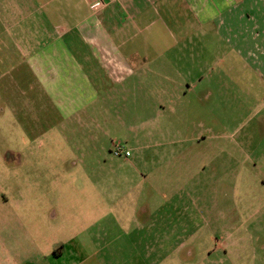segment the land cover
<instances>
[{
  "label": "rangeland",
  "instance_id": "374dc122",
  "mask_svg": "<svg viewBox=\"0 0 264 264\" xmlns=\"http://www.w3.org/2000/svg\"><path fill=\"white\" fill-rule=\"evenodd\" d=\"M13 9L11 0H0V237H25L23 225L30 224V212L41 208L51 215L52 240L70 238L82 229L89 232L95 222L108 217L115 222L111 233L119 234L116 243L130 234L152 242L138 248L149 264H264V184L251 182L250 165L244 174L236 170L232 132L242 126L247 114L243 105L249 104L236 100L234 89L241 87L234 82L243 72L236 75L228 69L229 57L212 64L208 72L190 68L185 61V70L168 71L185 85L201 82L178 106L171 125L161 119L181 138L206 130L189 139L194 151L167 164L150 160L148 151L140 158L137 151L130 163L112 153L117 142L108 133L127 134L130 126L158 127L155 108L161 103L148 101L151 112H146V121H138L134 111L126 109L135 103L120 102L117 86L89 106L97 108L89 119L81 94L74 91L67 97L59 86L44 85L43 70H36L31 54L28 68L23 51L28 21L19 14L11 20ZM203 88L212 94L200 101L196 95L205 93ZM154 134L148 131L144 141L134 136L142 144H158ZM170 135L157 134L168 146ZM219 143L226 150H219ZM246 146L243 152L249 159L248 142ZM167 153L170 156L172 150ZM134 206L146 213L147 227L159 225L161 237L151 238L149 229H132Z\"/></svg>",
  "mask_w": 264,
  "mask_h": 264
},
{
  "label": "crops",
  "instance_id": "0c3cea01",
  "mask_svg": "<svg viewBox=\"0 0 264 264\" xmlns=\"http://www.w3.org/2000/svg\"><path fill=\"white\" fill-rule=\"evenodd\" d=\"M97 2H102V6L92 8ZM11 3L14 7L9 15L11 20L19 14L28 21L23 51L29 69L30 54L35 57L33 63L42 66L36 64V70H43L44 85L59 86L57 90L67 97L77 91L83 96L85 107L99 100L100 94L115 92L118 86L119 101L135 103L126 109L134 111L138 121L144 118L143 122L148 117L146 112H151L148 101L161 103L155 108L159 111L155 114L160 119L158 127L130 126L125 130L127 134L113 130L108 133L113 142H128L126 146L132 155L120 158L130 163L137 151L138 157L143 158L148 151L150 160L163 164L177 162L176 159L188 157L191 149L194 151L195 143L189 139L207 134L206 130L181 138L168 131L161 119H168L170 124L178 106L184 105L190 91L196 92L201 82L185 85L184 80L168 71L185 70L186 65L181 64L185 61L190 68L208 72L212 64L229 57L228 69L235 70L236 75L243 72L238 75L242 78L234 82L241 87L234 89L239 96L236 100L249 104L243 105L247 114L242 126L232 132L236 170L244 174L247 171L244 167L250 165L251 182L264 184V0H11ZM146 39L153 41L146 43ZM211 54L215 55L213 61ZM38 57L42 61H36ZM224 86H229L227 81ZM201 90L206 94L196 96L203 101L209 92ZM223 92L222 87L220 98ZM96 109L88 108L89 119ZM148 131L155 132L158 144L156 141L142 144L134 136L136 133L144 141ZM157 134H171L172 144L168 146ZM247 142L249 159L243 152ZM182 148L185 151L178 152ZM218 149L226 150V145L219 143ZM167 150H172L170 156ZM137 207H133L132 229H149L151 238L161 237L157 232L159 225L150 223L147 227V215ZM56 215L55 212L53 216ZM50 216L44 209H33L30 224L23 225L25 237H0V264H149L148 256L138 248L148 247L152 242H143L136 234H130L116 243L119 234L111 233L114 219L106 217L89 227V232L82 229L70 238L52 240ZM124 249L129 250L124 253Z\"/></svg>",
  "mask_w": 264,
  "mask_h": 264
},
{
  "label": "built area",
  "instance_id": "2783aa9c",
  "mask_svg": "<svg viewBox=\"0 0 264 264\" xmlns=\"http://www.w3.org/2000/svg\"><path fill=\"white\" fill-rule=\"evenodd\" d=\"M102 6V2H97L92 6L94 9H98ZM112 153L117 157L128 158L132 155V151L124 143H116L112 149Z\"/></svg>",
  "mask_w": 264,
  "mask_h": 264
}]
</instances>
